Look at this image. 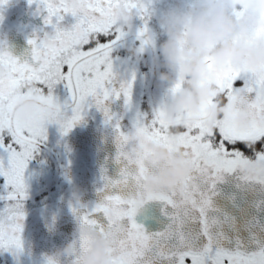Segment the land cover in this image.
I'll use <instances>...</instances> for the list:
<instances>
[{
    "label": "snow or ice",
    "instance_id": "6c2138e0",
    "mask_svg": "<svg viewBox=\"0 0 264 264\" xmlns=\"http://www.w3.org/2000/svg\"><path fill=\"white\" fill-rule=\"evenodd\" d=\"M8 3L0 0V8ZM33 3L46 27L28 39L30 50L16 56L0 41V252H24L28 170L48 139V126L58 125L67 136L95 108L111 129L115 152L108 160L117 171L110 175L102 166L96 199L70 208L78 223L113 240L114 264H264V65L247 72L243 66L226 68L217 76L219 97L207 101L197 119L186 121L191 113L185 112L169 124L163 103L150 112L137 109L136 72L127 77L125 61L115 55L133 35V27L118 22L121 6L142 22L132 43L141 51L155 48L149 27L154 0H29ZM254 31L264 39V28ZM182 87L177 82L167 91ZM240 92L251 123L210 124L208 107ZM36 94L52 111L42 110L33 120L17 117L20 101ZM153 141L169 153L184 152L190 161L189 174L175 189L146 188V176L168 166L147 159L145 145ZM151 202L162 206L165 218L157 230L137 220L141 213L144 220L154 218L146 207ZM93 243V237L79 235V259ZM45 264L59 262L46 256Z\"/></svg>",
    "mask_w": 264,
    "mask_h": 264
},
{
    "label": "flooded vegetation",
    "instance_id": "af4514ba",
    "mask_svg": "<svg viewBox=\"0 0 264 264\" xmlns=\"http://www.w3.org/2000/svg\"><path fill=\"white\" fill-rule=\"evenodd\" d=\"M194 2L196 4L198 0H154L152 6L154 12L149 27L156 39L155 48L141 51L139 46L132 43L135 30L142 26V22L136 18L134 26H127L133 27V35L129 37L128 47L118 49L115 53L116 56L125 61L123 67L127 77H130L132 71L136 72L134 101L137 109L150 112L159 103H163L166 106L163 119L169 124L175 123L177 117L185 112L191 113L186 117V121L197 119L206 102L220 95L217 87L218 74L226 68L237 67L229 64L217 69L215 57L212 55L205 57L209 73L196 83L201 87L211 86L212 93L200 101L198 111L181 109L173 119H167L172 99L182 94L188 84L187 80L182 77H177L175 82L172 83L160 79V74L168 71L167 68L162 66L160 44L168 37L158 21L164 10L174 6L188 8ZM37 7L35 3L29 4V0H9L6 6L0 8V14L3 15V20L0 21V41H6L10 51L16 56L23 57L30 50V45L27 43L28 39L40 29L46 27L43 22L44 14L38 13ZM122 7L117 12L120 24L119 10ZM228 11L229 15L236 21L243 20L245 16L249 15V9L242 4L235 7L229 4ZM258 19L260 23L249 22L247 25L249 34L257 40L260 39V36L254 30L264 28V14H261ZM242 32L243 30L238 28L234 34L235 38H241ZM40 35H43V33L41 32ZM134 51H138L140 56H134L132 54ZM209 57L213 59L211 65H209ZM181 81L183 87L178 93L173 94L167 91ZM26 101L33 102L35 105V110L27 119L17 114ZM45 109L48 112L52 111L41 101L39 94H36L22 99L15 115L22 120H33ZM207 111L209 122L213 126L218 119L230 122L234 120L242 128L251 123L250 108L243 92H240L234 100L217 99L214 104L208 107ZM218 112L219 115H217ZM234 113H236L235 116H233ZM242 113L245 116L243 121L240 119ZM103 121V114L93 108L85 116L84 121L77 124L67 136L61 135L58 125L48 126V139L39 146L35 159L30 163L28 170L30 196L26 201L27 218L23 233L24 252L19 256L0 252V264H45L46 256H54L59 264H84L86 255L91 249L83 254L82 260L79 259L82 255L79 247V235L81 233L85 234L84 229L86 228L95 229L96 235L89 236L94 238V242L97 239L106 238L110 239L113 244L110 237L99 234L94 226L78 223L70 208V203L75 204L78 201L90 204L96 199L95 189L99 183L102 166L109 168L110 175L116 174L117 166L108 160L115 152V145L112 141L111 129L106 127ZM132 139L134 140L135 137H132ZM152 144H155L157 148L164 147L155 141L146 144L147 159L154 151L150 147ZM180 152L182 151L177 150L173 153L168 151L170 155ZM69 160L71 165L68 163ZM167 165V167L171 166L168 163ZM67 177H71V183L68 182ZM146 207L152 209L154 218L144 220L143 213H141L138 215L137 220L143 222L149 230H157L163 227L162 222L165 218L161 210L162 206L157 202H151ZM69 244H73L75 248L70 254L64 251ZM112 244L108 248V254ZM109 258L114 264L110 254Z\"/></svg>",
    "mask_w": 264,
    "mask_h": 264
},
{
    "label": "clouds",
    "instance_id": "9594fccd",
    "mask_svg": "<svg viewBox=\"0 0 264 264\" xmlns=\"http://www.w3.org/2000/svg\"><path fill=\"white\" fill-rule=\"evenodd\" d=\"M229 4L233 7L245 5L249 9V15L243 20H234L229 15ZM261 14H264V0H198L194 6H174L162 12L158 22L168 38L160 44L161 60L162 66L168 71L161 73L160 79L172 83L177 77H182L188 84L182 94L172 99L167 119H173L181 109L198 111L200 101L212 93L211 86L201 87L196 83L209 73L205 57L214 56L217 69L233 64L237 67L243 66L247 71L264 65V39L257 40L249 34L247 28L249 22L260 23L258 17ZM119 18L123 26H134L136 13L122 7ZM238 28L243 30L239 39L234 35ZM132 54L140 56L138 51ZM34 110V103L26 101L17 114L27 119ZM240 119H245L243 113ZM150 147L154 151L148 157L149 162L159 164L167 161L171 166L149 173L145 180L147 190L175 189L191 170L189 159L183 152L170 155L164 147L157 148L155 144ZM84 231L88 236L96 235L95 229L86 228ZM111 244L110 239H97L86 255L84 264H113L108 254ZM74 250L73 244L64 249L69 254Z\"/></svg>",
    "mask_w": 264,
    "mask_h": 264
}]
</instances>
